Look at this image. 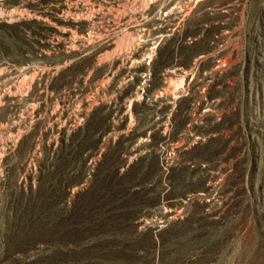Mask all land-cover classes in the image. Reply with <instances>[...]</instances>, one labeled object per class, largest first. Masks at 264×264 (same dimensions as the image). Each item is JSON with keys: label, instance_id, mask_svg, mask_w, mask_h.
Returning a JSON list of instances; mask_svg holds the SVG:
<instances>
[{"label": "rangeland", "instance_id": "374dc122", "mask_svg": "<svg viewBox=\"0 0 264 264\" xmlns=\"http://www.w3.org/2000/svg\"><path fill=\"white\" fill-rule=\"evenodd\" d=\"M60 1L50 3L54 15L79 18L84 23L77 32L74 40L76 43L60 36L61 39L43 25L32 22L24 21L13 30L0 25V48L5 49H0V54L15 53L22 57V60L17 59L11 63L14 68L10 64V68L0 71V103L3 105L0 104V118L3 113L11 118L18 115L17 118L22 123L18 130L20 132H15L13 143L7 151L2 148L4 138L0 135V160L4 159L0 161V254L6 248L3 220L10 207L9 202L25 189L29 190L31 170L40 166L39 161L33 160L29 152H37L40 158L49 157L52 142L63 140L62 135L67 130H72L75 122L80 119L79 109L90 117L96 111L105 114L108 101L115 100L114 89L122 82L123 71L120 70L130 64L132 51L140 50L143 54V44L154 41L158 47L155 67L164 70L183 67L180 73L190 77L189 88L179 94V99L184 101L192 94L191 102L197 106L190 107L191 112L189 116L186 115L185 124L191 126L200 122L202 117H209L214 121L215 144L222 148L220 155L225 159L222 160L221 171L216 174V181L228 185V189L221 205L223 207L215 215L214 223L209 226V235L195 241L191 235L192 238L185 235L182 239L178 238L177 243H164L162 250L169 248L172 255L167 259L162 250L143 257L120 251L115 256L116 264H169V261L172 264H264V230L255 214L257 198L260 196L257 185L264 181V135L258 131V136L253 138L245 121L249 118L247 111L250 107L259 108L264 104V88L256 84L252 77V58L256 52V41L264 26V0H121L124 5L111 17L102 14V10L99 12V9H94L89 0H67L70 6L65 9L62 3H67L66 0ZM76 2L86 6L84 11L74 9ZM166 4L177 12V16L179 12V17L176 18L175 14L173 20L163 22L161 11ZM29 34L34 35V38ZM193 38L200 41L193 42ZM38 47H45L44 55H39ZM12 69L18 70L17 74ZM172 78L168 81L174 80L175 76ZM181 79L180 76L179 80ZM18 87L22 88L25 99L28 100H23V105L35 100L40 103L35 101L38 103L31 107L33 109H25L26 105L16 108V101L5 98L8 93L18 91ZM202 101L205 106H198ZM9 105H13V108ZM102 108L104 112L101 111ZM101 113L96 117L95 135L82 138L68 159H71L70 168L73 172L83 175L90 168L89 163L100 158L102 177L113 179L118 171L113 164L126 150V144L110 146L104 140L105 130L113 116L103 117ZM188 132H183L181 138H187ZM208 146L210 145H205L198 151L210 149L211 146ZM101 150L105 153L103 157L98 156ZM159 161L156 157L155 162ZM139 167L135 166L129 175L138 172ZM157 176V172L151 175L152 178ZM98 181L95 177L76 180L79 187H83L88 193L97 189L95 185H91ZM174 195L166 192L147 201L142 194L137 193L132 196V205L126 215L133 217L145 204L158 206L161 203L159 201L170 199ZM196 199L197 197L186 204L184 214L192 208ZM66 232L69 235L79 233L78 230L64 229L63 233L68 235ZM216 241L219 242V248L213 250L212 243ZM181 246L184 247L183 254L177 253ZM193 246H198V249L192 248ZM196 250L201 254L205 253L207 257L214 256L192 263Z\"/></svg>", "mask_w": 264, "mask_h": 264}, {"label": "bare ground", "instance_id": "6f19581e", "mask_svg": "<svg viewBox=\"0 0 264 264\" xmlns=\"http://www.w3.org/2000/svg\"><path fill=\"white\" fill-rule=\"evenodd\" d=\"M54 1L60 0H0V25L13 30L24 21L32 22L43 25L51 30V33L53 31L55 36H62L65 40L75 42L77 32L84 23L79 18L54 15L55 12L50 9L52 4H55ZM68 1L62 3L64 9L70 6ZM89 4L94 6V9H99V12L104 11L102 14L105 16L111 17L123 3L121 0H89ZM81 5L78 2L74 9L79 11L86 7ZM161 13H163L161 20L166 22L173 20L177 12L172 11L166 4L162 6ZM179 15L178 12L176 18ZM32 36L30 35L34 38ZM199 41L193 38V42ZM143 47L145 52L141 54L140 50L132 51L131 60L128 58L130 64L125 65L124 70H120L123 71L122 82L115 87V100L108 101L105 114L96 111L90 117L79 109L80 119L75 122L72 130L63 132L64 139L55 142L49 140L52 142L51 145L49 143L51 147L49 157L40 158L37 152H29L30 157L38 160L40 166L31 170L32 181L29 190L25 189L20 196L9 202L10 207L3 220L6 228V248L0 254V264H116L115 256L120 251L143 257L147 254H157L162 250L164 243L169 241L177 243V239L180 237L182 239L185 235H191L194 241L209 235L207 234L209 226L214 223L215 215L223 207L221 205L228 189V185L216 181L218 177L216 174L221 171L222 160H225L220 155L222 148L215 144L216 125L209 117H202L200 122L193 120L195 123L191 126L185 124L186 115L189 116L191 112L190 107L197 106L191 102L192 94L184 101L179 99V94L188 90L190 77L180 73L183 67L165 70L155 67L158 47L154 41L145 42ZM44 48L38 47L39 55H44ZM37 58L39 59V56ZM17 59L20 61L22 57L15 53L0 54V71ZM11 65L13 67V64ZM13 72L17 74L18 70L14 69ZM174 76V80L168 81ZM252 77L256 84L264 88V26L256 41V52L252 58ZM17 90H14L13 94L7 92L6 98L4 96L6 100L16 101V108L26 105L24 108L29 109L38 101L23 105L22 101L27 100L25 92L23 93L22 88ZM200 104L205 106L204 101L198 106ZM10 107L13 108V105ZM101 111L104 112V108ZM99 113L103 117L113 116L103 139L110 146L126 144V150L113 164L118 170L116 178L113 179H109L108 176L102 177L100 158L90 162L91 169L89 168L83 175L73 172L70 168L71 159H68L82 138L87 139L95 135V121L97 115L100 116ZM247 116L249 118L245 120L246 127L253 138L258 136L259 132L264 135V104L259 108L250 107ZM17 117L18 115H14L13 118L6 117L3 113L0 118V135L4 138L1 143L5 150L11 147L15 132H20L18 130L21 129L22 123ZM186 131H189L188 137L181 138V134ZM205 145H210L211 147L208 146L210 149L198 151ZM98 156H105L104 151H99ZM156 157L160 159L159 163L155 162ZM135 166H140L138 172L129 175ZM154 172H157L158 176L152 178ZM83 177L97 178L99 181L91 185V187L95 185L97 189L88 193L83 187H79L76 180ZM257 186L260 189L258 193L260 196L257 198L255 214L264 230V181ZM166 192L175 195L159 201L161 203L158 206L145 204L133 217H127V211L133 201L132 196L135 194L140 193L144 200L150 201ZM84 196L86 199L83 200ZM196 197L192 208L184 214L186 204ZM64 229L78 230L79 233L69 235L66 232L68 235H65ZM263 237L261 236L260 241ZM212 245L213 250L219 248L218 241ZM192 248L198 249V246ZM183 249L181 246L177 253L183 254ZM161 252L165 253V259L172 256L169 248ZM195 256L192 263L203 258L209 259L214 255L207 257L205 253L201 254L196 250ZM169 264L172 263L169 261Z\"/></svg>", "mask_w": 264, "mask_h": 264}]
</instances>
